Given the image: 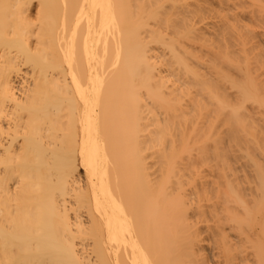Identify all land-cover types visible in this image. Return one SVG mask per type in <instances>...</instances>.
Instances as JSON below:
<instances>
[{
  "label": "bare ground",
  "instance_id": "bare-ground-1",
  "mask_svg": "<svg viewBox=\"0 0 264 264\" xmlns=\"http://www.w3.org/2000/svg\"><path fill=\"white\" fill-rule=\"evenodd\" d=\"M0 264H264V0H0Z\"/></svg>",
  "mask_w": 264,
  "mask_h": 264
}]
</instances>
